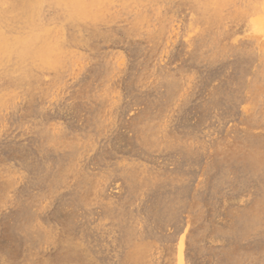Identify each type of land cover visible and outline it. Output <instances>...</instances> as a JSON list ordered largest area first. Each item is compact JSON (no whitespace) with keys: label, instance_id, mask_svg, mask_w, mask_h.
<instances>
[{"label":"rangeland","instance_id":"obj_1","mask_svg":"<svg viewBox=\"0 0 264 264\" xmlns=\"http://www.w3.org/2000/svg\"><path fill=\"white\" fill-rule=\"evenodd\" d=\"M83 1L0 0V264H264V0Z\"/></svg>","mask_w":264,"mask_h":264},{"label":"bare ground","instance_id":"obj_2","mask_svg":"<svg viewBox=\"0 0 264 264\" xmlns=\"http://www.w3.org/2000/svg\"><path fill=\"white\" fill-rule=\"evenodd\" d=\"M65 1H68V2H70L73 6H74V8H76V7H84V5H85V3H84V1L83 0H65ZM176 1V0H175ZM179 2V1H178ZM183 2V1H182ZM188 2V1H187ZM186 2V3H187ZM39 4V0H28V3H27V7H29V6H31L32 8H35V7H37V5ZM159 5H160V3H159ZM174 5V4H173ZM181 5V4H180ZM232 4H230V6H231ZM169 6V5H168ZM170 6H171V4H170ZM178 6V5H177ZM176 6V7H177ZM118 7V6H117ZM140 7V6H139ZM156 7V6H155ZM161 7V6H160ZM120 8V7H119ZM131 8V7H130ZM162 8V7H161ZM170 7H168V9H169ZM124 9H126V8H124ZM123 9V10H124ZM133 9V8H132ZM162 9H164V8H162ZM167 9V10H168ZM176 9V8H175ZM122 10V9H121ZM122 10V11H123ZM129 11H130V9H128ZM161 10V9H160ZM165 10V9H164ZM172 10V9H171ZM178 10H179V8H178ZM229 10V9H228ZM227 10V11H228ZM234 10V9H233ZM117 11H119V10H117ZM156 11V10H155ZM176 11V10H175ZM180 11V10H179ZM178 11V12H179ZM184 11V10H183ZM115 12H116V10H115ZM135 12V11H134ZM163 12V11H162ZM170 12V11H169ZM177 12V13H178ZM225 12V11H224ZM117 13V12H116ZM172 13V12H171ZM233 13V12H232ZM120 14H122V13H119V15ZM127 14V13H126ZM229 14V13H228ZM235 14V13H234ZM122 15H124V14H122ZM121 16V15H120ZM125 16V15H124ZM157 16H159V15H157ZM165 16V15H164ZM229 16V15H228ZM232 16H233V14H232ZM108 17V16H107ZM123 17V16H122ZM131 17V16H130ZM129 17V18H130ZM133 17H135V16H133ZM230 17V16H229ZM229 17H227V18H229ZM236 17V16H235ZM124 18H126V17H124ZM226 18V17H225ZM231 18H234V17H231ZM231 18H229V19H231ZM239 18V17H238ZM237 18V19H238ZM118 20H119V18H117ZM177 19V18H176ZM116 20V19H115ZM117 20V21H118ZM122 20V19H121ZM125 20V19H124ZM155 20H157V19H155ZM154 20V21H155ZM175 20V19H174ZM185 20H186V18H185ZM225 20H227V19H225ZM133 21V20H132ZM151 21V20H150ZM159 21V20H158ZM170 21H171V18H170ZM169 21V22H170ZM236 21H239V20H236ZM241 21V20H240ZM259 22V23H261L259 20H258V18H253V20H252V22ZM120 22V21H119ZM123 22V21H122ZM127 22V21H126ZM129 22V21H128ZM152 22V21H151ZM151 22H150V24H151ZM168 22V21H167ZM228 22V21H227ZM118 23V22H117ZM130 23V22H129ZM155 23V22H154ZM165 23V22H164ZM174 23H176V22H174ZM180 23V22H179ZM116 24V23H115ZM124 24V23H123ZM152 24H153V22H152ZM158 24V23H157ZM178 24V23H177ZM235 24H236V22H235ZM237 24H239V23H237ZM101 25V24H100ZM106 25V24H105ZM120 25V24H119ZM154 25V24H153ZM218 25V24H217ZM220 25V24H219ZM222 25H223V23H222ZM241 25H244V24H241ZM110 26V25H109ZM109 26H107V27H109ZM121 27H122V25H120ZM159 26H161V25H159ZM211 26V25H210ZM111 27H112V25H111ZM148 27V26H147ZM154 27H155V25H154ZM166 27V26H165ZM214 27V26H213ZM217 27V26H216ZM232 27V26H231ZM241 27V26H240ZM103 28V27H102ZM150 28V27H149ZM152 28V27H151ZM219 28V27H218ZM227 28V27H226ZM113 29V28H112ZM118 29V28H117ZM122 29H123V27H122ZM145 29H146V27H145ZM179 29V28H178ZM116 30V29H115ZM121 30V29H120ZM119 30V31H120ZM123 30H125V29H123ZM130 30V29H129ZM140 30H144V28L143 29H139V31ZM163 30V29H162ZM212 30V29H211ZM230 30V29H229ZM86 31V30H85ZM91 31V30H90ZM104 31V30H103ZM113 31V30H112ZM127 31V30H126ZM126 31H125V33H126ZM138 31V32H139ZM146 31H148V30H146ZM150 31V30H149ZM154 31V30H153ZM166 31V30H165ZM164 31V32H165ZM176 31V30H175ZM209 31H210V29H209ZM236 31V30H235ZM87 32V31H86ZM92 32V31H91ZM94 32H96V31H94ZM97 32H101V31H97ZM138 32H136L137 34H138ZM213 32V31H212ZM83 33V32H82ZM141 33H143V31L141 32ZM145 33V32H144ZM144 33H143V35H144ZM155 33H156V31H155ZM174 33V32H173ZM86 34V33H85ZM91 34H93V33H91ZM90 34V35H91ZM151 34V33H150ZM179 34V33H178ZM211 34V33H210ZM94 35V34H93ZM96 35H97V33H96ZM103 35V34H102ZM110 35V34H109ZM122 35V34H121ZM148 35V34H147ZM163 35V34H162ZM180 35V34H179ZM182 35V34H181ZM233 35V34H232ZM82 36H83V34H82ZM99 36V35H98ZM114 36V35H113ZM134 36V35H133ZM132 36V37H133ZM138 36V35H137ZM140 36H142V35H140ZM150 36V35H149ZM178 36V35H177ZM107 37V36H106ZM127 37H128V35H127ZM146 37V36H145ZM156 37V36H155ZM211 37V36H210ZM83 38V37H82ZM84 38H85V36H84ZM89 38V37H88ZM91 38V37H90ZM99 38V37H98ZM110 38V37H109ZM108 38V39H109ZM114 38V37H113ZM138 38V37H137ZM161 38V37H160ZM163 38V37H162ZM170 38H171V36H170ZM179 38V37H178ZM87 39V38H86ZM97 39V38H96ZM134 39V38H133ZM142 39V38H141ZM148 39H150V38H148ZM156 39V38H155ZM206 39V38H205ZM0 40H1V38H0ZM80 40H81V38H80ZM85 40V39H84ZM106 40V39H105ZM104 40V41H105ZM118 40V39H117ZM127 40H128V38H127ZM151 40V39H150ZM161 40V39H160ZM180 40V39H179ZM211 40V39H210ZM53 41V40H52ZM95 40L93 39V42H94ZM103 41V42H104ZM110 41V40H109ZM109 41H107V42H109ZM120 41V40H119ZM137 41V40H136ZM148 41V40H147ZM159 41V40H158ZM157 41V42H158ZM163 41V40H162ZM200 41V40H199ZM214 41H217V39L216 40H214ZM240 41V40H239ZM80 42V41H79ZM83 42V41H82ZM100 42V41H99ZM164 42V41H163ZM171 42H172V40H171ZM217 42H219V41H217ZM242 42V41H241ZM246 42V41H245ZM84 43V42H83ZM98 42H96L95 44H97ZM109 43H111V42H109ZM135 43V42H134ZM161 43V42H160ZM220 43V42H219ZM86 44V43H85ZM91 44V43H90ZM94 44V43H93ZM99 44H101V43H98V45ZM103 44V43H102ZM136 44V43H135ZM156 44V43H155ZM154 44V45H155ZM165 44V43H164ZM6 45V44H5ZM10 45V44H9ZM9 45L7 44L6 45V48H4V51H5V53H10V51H12L11 49H12V47H9ZM89 45V44H88ZM103 45H106L105 43L103 44ZM111 45V44H110ZM117 45V44H116ZM125 45V44H124ZM203 45V44H202ZM83 46V45H82ZM94 47H95V45H93ZM121 46V45H120ZM123 46V45H122ZM136 46H138V45H136ZM186 46V45H185ZM208 46V45H207ZM94 47H93V51H94ZM153 47V46H152ZM171 47V46H170ZM205 47V46H204ZM209 47V46H208ZM207 47V48H208ZM221 47V46H220ZM79 48H81V47H79ZM84 48V47H83ZM87 48V47H86ZM114 48V47H113ZM151 48V47H150ZM202 48V47H201ZM212 47H210V49H211ZM222 48V47H221ZM234 48V47H233ZM78 49V48H77ZM98 49H100L99 47H98ZM123 49V48H122ZM126 49V48H125ZM140 49V48H139ZM142 49V48H141ZM152 49V48H151ZM213 49H215V47H213ZM82 50V49H81ZM114 50V49H113ZM153 50V49H152ZM151 50V51H152ZM183 50V49H182ZM205 50V49H204ZM203 50V51H204ZM212 50V49H211ZM210 50V51H211ZM226 50V49H225ZM91 51V50H90ZM98 51V50H97ZM102 51V50H101ZM105 51V50H104ZM118 51H120V50H118ZM137 51H138V49H137ZM164 51V50H163ZM174 51V50H173ZM194 51V50H193ZM199 51H201V50H199ZM210 51H209V48H208V52L210 53ZM217 51V50H216ZM94 52H96V50L94 51ZM113 52V51H112ZM114 52H116V51H114ZM113 52V53H114ZM135 52H136V50H135ZM170 52V51H169ZM221 52V51H220ZM83 53H85V51L83 52ZM105 53V52H104ZM130 53V52H129ZM194 53V52H193ZM96 54V53H95ZM101 54V53H100ZM107 54V53H106ZM120 54H121V52H120ZM126 54V53H125ZM131 54V53H130ZM134 54H136V53H134ZM137 54H138V52H137ZM142 54V53H141ZM166 54V53H165ZM196 54H198V53H196ZM220 54V53H219ZM229 54V53H228ZM109 55H110V53H109ZM113 55V54H112ZM152 55H153V53H152ZM152 55H150V56H152ZM164 55V54H163ZM201 55V54H200ZM203 55V54H202ZM201 55V56H202ZM212 55V54H211ZM230 55V54H229ZM76 56V55H75ZM75 56H73V57H75ZM89 56V55H88ZM92 56H93V54H92ZM103 55H101V57H102ZM139 56V55H138ZM137 56V57H138ZM141 56H143V55H141ZM147 56H148V54H147ZM224 56H226V55H224ZM223 56V57H224ZM228 56V55H227ZM233 56V55H232ZM65 57V56H64ZM84 57H86V56H84ZM83 57V58H84ZM90 57V56H89ZM88 57V58H89ZM98 57V56H97ZM133 57V56H132ZM134 57H136V56H134ZM134 57H133V59H134ZM162 57V56H161ZM214 57V56H213ZM215 57H218V55L217 56H215ZM220 57V56H219ZM222 57V58H223ZM234 57V56H233ZM236 57V56H235ZM76 58H77V56H76ZM82 58V57H81ZM80 58V59H81ZM92 58V57H91ZM124 58V57H123ZM147 58V57H146ZM148 58H150L149 56H148ZM148 58L146 59L147 61H148ZM160 58V57H159ZM208 58H209V56H208ZM211 58V57H210ZM69 59H70V57H69ZM72 59V58H71ZM87 59V58H86ZM106 59V57L104 58V60ZM108 59V58H107ZM125 59V58H124ZM155 59H157V58H155ZM154 59V60H155ZM168 59V58H167ZM166 59V60H167ZM190 59V58H189ZM213 60L215 59V58H212ZM225 59V58H224ZM83 60V59H82ZM121 60H123V59H121ZM130 60V59H129ZM208 60V59H207ZM218 60V59H217ZM100 61V60H99ZM107 62L109 61V60H106ZM106 61H103V62H105L106 63ZM120 61V60H119ZM146 61V62H147ZM153 61V60H152ZM173 61V60H172ZM187 61H189V60H187ZM211 61V60H210ZM65 62H67V61H65ZM70 62V61H69ZM88 62V61H87ZM97 62H98V60H97ZM123 62H124V60H123ZM143 62V61H142ZM189 62H191V61H189ZM194 62V61H193ZM200 62V61H199ZM206 62V61H205ZM212 62V61H211ZM215 62V61H214ZM229 62H231V61H229ZM68 63V62H67ZM102 63V62H101ZM109 63L110 62H108L107 64L109 65ZM119 63V62H118ZM144 63V62H143ZM161 63V62H160ZM223 63V62H222ZM98 64V63H97ZM97 64H96V66H97ZM100 64V63H99ZM106 64V65H107ZM116 64V63H115ZM163 64V63H162ZM172 64V63H171ZM197 64V63H196ZM221 64V63H220ZM70 65H71V63H70ZM70 65H68V66H70ZM93 65V64H92ZM102 65V64H101ZM106 65H105V67H106ZM119 65V64H118ZM154 65V64H153ZM173 65V64H172ZM195 65V64H194ZM198 65H199V63H198ZM78 66V65H77ZM81 66H82V64H81ZM87 66V65H86ZM114 66V65H113ZM224 66V65H223ZM71 67V66H70ZM101 67V66H100ZM130 67V66H129ZM150 67V66H149ZM188 67V66H187ZM200 67V66H199ZM216 67V66H215ZM77 68V67H76ZM90 68V67H89ZM99 68V67H98ZM162 68V67H161ZM178 68V67H177ZM180 68V67H179ZM68 69V68H67ZM72 69V68H71ZM104 69H106V68H104ZM131 69V68H130ZM200 69V68H199ZM224 69V68H223ZM70 70V69H69ZM95 70H96V68H95ZM100 70V69H99ZM107 70V69H106ZM196 70V69H195ZM102 71V70H101ZM137 71V70H136ZM163 71V70H162ZM225 71V70H224ZM72 72H73V70H72ZM92 72H93V70H92ZM95 72V71H94ZM97 72V71H96ZM104 72V71H103ZM218 72V71H217ZM216 72V73H217ZM68 72H66V74H67ZM128 73V72H127ZM224 73V72H223ZM64 74H65V72H64ZM81 74V73H80ZM90 74V73H89ZM104 74H106V73H104ZM168 74V73H167ZM169 74H170V72H169ZM195 74V73H194ZM213 74V73H212ZM237 74V73H236ZM239 74V73H238ZM263 74V73H262ZM131 75V74H130ZM130 75H128V76H130ZM218 75V74H217ZM223 75V74H222ZM84 76V75H83ZM97 75L95 74V77H96ZM132 76V75H131ZM219 76V75H218ZM263 76V75H262ZM261 76V77H262ZM79 77V76H78ZM87 77V76H86ZM108 77V76H107ZM204 77V76H203ZM62 78H63V75H62ZM193 78H194V76H193ZM87 79V78H86ZM175 78H173V80H174ZM262 79V78H261ZM25 80H27V79H25ZM81 80V79H80ZM209 80V79H208ZM228 80V79H227ZM231 80V79H230ZM63 81V80H62ZM83 81H85V80H83ZM92 81V80H91ZM262 81V80H261ZM61 82V81H60ZM59 82V83H60ZM175 82H176V80H175ZM219 82V81H218ZM29 83V82H28ZM79 83V82H78ZM83 83V82H82ZM127 83V82H126ZM203 83V82H202ZM227 83V82H226ZM234 83V82H233ZM47 84V83H46ZM165 84V83H164ZM168 84H170V83H168ZM167 84V85H168ZM223 84H225V83H223ZM230 84V83H229ZM262 84H264V82L262 83ZM20 85H22L21 83H20ZM59 85V84H58ZM78 85V84H77ZM76 85V86H77ZM92 85V84H91ZM160 85V84H159ZM161 85H162V83H161ZM171 85V84H170ZM175 85V84H174ZM211 85V84H210ZM11 86V85H10ZM26 86V85H25ZM54 86H56V85H54ZM127 86V85H126ZM215 86V85H214ZM219 86H221V85H219ZM23 87V86H22ZM69 87V86H68ZM71 87V86H70ZM87 87V86H86ZM166 87V86H165ZM205 87V86H204ZM208 87V86H207ZM224 87V86H223ZM259 87V86H258ZM89 88V87H88ZM92 88V87H91ZM170 88V87H169ZM168 88V89H169ZM216 88V87H215ZM229 88V87H228ZM16 89V88H15ZM18 89V88H17ZM46 89V88H45ZM52 89V88H51ZM126 89V88H125ZM129 89H130V87H129ZM261 90H262V88H260ZM24 90V89H23ZM72 90V89H71ZM74 90V89H73ZM72 90V91H73ZM161 90V89H160ZM167 90V89H166ZM220 90V89H219ZM44 91V90H43ZM127 91V90H126ZM169 91V90H168ZM167 91V92H168ZM214 91V90H213ZM221 91V90H220ZM229 91V90H228ZM53 92V91H52ZM52 92H50V93H52ZM162 92V91H161ZM170 92V91H169ZM38 93V92H37ZM49 93V94H50ZM145 93V92H144ZM152 93V92H151ZM229 93V92H228ZM227 93V94H228ZM25 94H26V92H25ZM42 94H44V92L42 93ZM46 94H48V93H46ZM212 94H213V92H212ZM28 95V94H27ZM38 95V94H37ZM52 95V94H51ZM229 95V94H228ZM263 95V94H262ZM39 96V95H38ZM148 96V95H147ZM163 96V95H162ZM168 96H169V94H168ZM231 96H232V94H231ZM33 97H35V96H33ZM32 97V98H33ZM50 96H48V98H49ZM58 97V96H57ZM223 97V96H222ZM25 98H27L26 97V95H25ZM42 98H43V96H42ZM162 98V97H161ZM207 98V97H206ZM10 99V98H9ZM22 99V98H21ZM24 99V98H23ZM30 99V98H29ZM34 99V98H33ZM44 99V98H43ZM50 99V98H49ZM58 99V98H57ZM128 99V98H127ZM181 99V98H180ZM16 100V99H15ZM14 100V101H15ZM36 100V99H35ZM146 100V99H145ZM221 100V99H220ZM9 101V100H8ZM20 101V100H19ZM25 101V100H24ZM34 101V100H33ZM51 101V100H50ZM233 101H234V99H233ZM257 101V100H256ZM23 102V101H22ZM32 102V101H31ZM31 102H29V100H28V103H31ZM47 102H48V100H47ZM235 102V101H234ZM19 103V102H18ZM227 103V102H226ZM10 104V103H9ZM14 104H15V102H14ZM23 104V103H22ZM49 104V103H48ZM231 104V103H230ZM257 104V103H256ZM18 105V104H17ZM32 105V104H31ZM44 105V104H43ZM46 105V104H45ZM239 105V104H238ZM237 105V106H238ZM21 106V105H20ZM41 106V105H40ZM137 106V105H136ZM146 106V105H145ZM6 107H8V106H5V107H3V108H6ZM132 107V106H131ZM82 108V107H81ZM263 108H264V106H263ZM44 109V108H43ZM77 109V108H76ZM86 109H89V108H86ZM154 109V108H153ZM152 109V110H153ZM191 109V108H190ZM4 110V109H3ZM14 110H16V109H14ZM45 110V109H44ZM137 110V109H136ZM136 110H134V112L136 111ZM184 110V109H183ZM6 111H8V110H6ZM19 111V110H18ZM34 111V110H33ZM51 111H53V110H51ZM195 111V110H194ZM90 112V111H89ZM124 112V111H123ZM138 112V111H137ZM2 113H4V112H2ZM1 113V114H2ZM18 113V112H17ZM38 113V112H37ZM36 113V114H37ZM68 113V112H67ZM80 113V112H79ZM139 113V112H138ZM153 113V112H152ZM187 113V112H186ZM0 114V115H1ZM8 114V113H7ZM14 114V113H13ZM33 114H35V113H33ZM44 114V113H43ZM48 114V113H47ZM64 114V113H63ZM72 114V113H71ZM87 114V113H86ZM129 114V113H128ZM135 114V113H134ZM253 114V113H252ZM261 114H264V113H261ZM260 114V115H261ZM21 115V114H20ZM19 115V116H20ZM32 115V114H31ZM185 115V114H184ZM189 115V114H188ZM13 116V115H12ZM18 116V117H19ZM22 116V115H21ZM43 116V115H42ZM45 116V115H44ZM57 116H59V115H57ZM57 116H56V118H57ZM129 116V115H128ZM158 116H159V114H158ZM163 116V115H162ZM249 116V115H248ZM263 116V115H262ZM1 117V116H0ZM27 117H29L30 118V116L28 115ZM55 117V116H54ZM61 116H59V118H60ZM68 117H69V115H68ZM85 117V116H84ZM195 117V116H194ZM11 118V117H10ZM13 118V117H12ZM19 119V118H18ZM17 119V120H18ZM42 119V118H41ZM49 119V118H48ZM47 119V120H48ZM153 119V118H152ZM156 119V118H155ZM238 119V118H237ZM22 120V119H21ZM20 120V121H21ZM31 120V119H30ZM38 120V119H37ZM36 120V121H37ZM40 120V119H39ZM119 120V119H118ZM151 120V119H150ZM13 121V120H12ZM28 121V120H27ZM41 121V120H40ZM45 121H46V118H45ZM60 121V120H59ZM71 121V120H70ZM90 121V120H89ZM123 121V120H122ZM142 121V120H141ZM145 121V120H144ZM161 121V120H160ZM209 121V120H208ZM11 122V121H10ZM38 122V121H37ZM69 122V121H68ZM84 122H85V120H84ZM97 122V121H96ZM233 122V121H232ZM260 122V121H259ZM258 122V123H259ZM15 123V122H14ZM32 123V122H31ZM34 123V122H33ZM40 123V122H39ZM60 123V122H59ZM121 123V122H120ZM140 123V122H139ZM1 124V123H0ZM37 124V123H36ZM47 124V123H46ZM45 124V125H46ZM74 124V123H73ZM12 125V124H11ZM23 125H25V124H23ZM42 125H43V123H42ZM90 125V124H89ZM152 125V124H151ZM156 125V124H155ZM21 126V125H20ZM39 126V125H38ZM44 126V125H43ZM13 127V126H12ZM82 127V126H81ZM3 128V127H2ZM43 128V127H42ZM46 128H47V126H46ZM70 128V127H69ZM146 128H148V127H146ZM151 128V127H150ZM247 128V127H246ZM152 129V128H151ZM150 129V130H151ZM190 129V128H189ZM249 129H251V128H249ZM253 129V128H252ZM251 129V130H252ZM2 130V129H1ZM0 130V131H1ZM3 130H5V129H3ZM43 130V129H42ZM76 130V129H75ZM79 130V129H78ZM128 130V129H127ZM139 130V129H138ZM141 130V129H140ZM47 130H45L44 132H46ZM131 131V130H130ZM149 131V130H148ZM152 131V130H151ZM127 132V131H126ZM47 133H49V132H47ZM129 133V132H128ZM151 133H153V131L151 132ZM157 133V132H156ZM217 133V132H216ZM215 133V134H216ZM254 133V132H253ZM36 134V133H35ZM42 134V133H41ZM132 134V133H131ZM40 135V134H39ZM67 135H68V133H67ZM147 135V134H146ZM219 135V134H218ZM225 135V134H224ZM41 136V135H40ZM36 137H37V134H36ZM45 137V136H44ZM212 137V136H211ZM210 137V138H211ZM48 138V137H47ZM216 138V137H215ZM219 138V137H218ZM32 139H33V136H32ZM41 139H42V137H41ZM230 139V138H229ZM217 140H219V139H217ZM227 140V139H226ZM225 140V141H226ZM46 141V140H45ZM101 141V140H100ZM25 142V141H24ZM27 142V141H26ZM33 142H35V141H33ZM37 142V141H36ZM205 142V141H204ZM211 142V141H210ZM216 142V141H215ZM228 142V141H227ZM226 143V142H225ZM212 145H214V143H212ZM209 147V146H208ZM224 148V147H223ZM258 149V148H257ZM4 150V149H3ZM6 150V149H5ZM10 150V149H9ZM16 150V149H15ZM71 150H73V149H71ZM67 151H69V150H67ZM66 151V152H67ZM3 152V151H2ZM1 152V153H2ZM59 152V151H58ZM71 152V151H70ZM74 152V151H73ZM262 152V151H261ZM64 154V153H63ZM75 154V153H74ZM59 155H60V153H59ZM256 155V154H255ZM263 155V154H262ZM50 156V155H49ZM51 156H53V155H51ZM63 156V155H62ZM72 156V155H71ZM1 157H2V155H1ZM262 157H264V156H262ZM57 158V157H56ZM179 158V157H178ZM259 158H261V157H259ZM7 159V158H6ZM54 159V158H53ZM263 159V158H262ZM71 160V159H70ZM12 161V160H11ZM61 161H64V160H61ZM175 161V160H174ZM253 161V160H252ZM3 162V161H2ZM262 162V161H261ZM6 163V162H5ZM53 163V162H52ZM56 163V162H55ZM61 163V162H60ZM64 163V162H63ZM63 163L62 164H60V165H63ZM205 163V162H204ZM257 163V162H256ZM176 164V163H175ZM54 165V164H53ZM203 165V164H202ZM261 165V164H260ZM56 166V165H55ZM59 166V165H58ZM193 166V165H192ZM206 166V165H205ZM0 167H2V166H0ZM201 167V166H200ZM199 167V168H200ZM210 167V166H209ZM261 167V166H260ZM56 168H57V166H56ZM194 168V167H193ZM259 168V167H258ZM201 169V168H200ZM260 169V168H259ZM15 170H16V168H15ZM89 170H90V168H89ZM197 170V169H196ZM257 171H259L258 169H257ZM264 171V170H263ZM262 171V172H263ZM188 173H189V171H188ZM2 177V176H1ZM16 177V176H15ZM195 178V177H194ZM1 179V178H0ZM3 180H4V178H2ZM191 179H192V177H191ZM11 180V179H10ZM119 181V180H118ZM202 181V180H201ZM264 181V180H263ZM7 182V181H6ZM120 182V181H119ZM118 183V182H117ZM233 183V182H232ZM235 183V182H234ZM242 183V182H241ZM187 185H188V183H186ZM4 186V185H3ZM167 186H168V184H167ZM9 187H10V185H9ZM121 187V186H120ZM175 187V186H174ZM178 187V186H177ZM181 187V186H180ZM187 187H189V186H187ZM186 187V188H187ZM261 187V186H260ZM253 188H254V186H253ZM251 189V188H250ZM255 189V188H254ZM260 189H262V187L260 188ZM114 190V189H113ZM119 190H121V189H119ZM186 190V189H185ZM197 190V189H196ZM258 190V189H257ZM170 191V190H169ZM122 192V191H121ZM174 192H175V190H174ZM229 192V191H228ZM259 192H260V190H259ZM195 193V192H194ZM21 194H22V192H21ZM193 194V193H192ZM11 194H9V196H10ZM248 195V194H247ZM253 195H255V194H253ZM264 195V194H263ZM169 196V195H168ZM113 197V196H112ZM170 197V196H169ZM245 197V196H244ZM252 198V197H251ZM260 198V197H259ZM241 200V199H240ZM244 201V200H243ZM253 201V200H252ZM180 202V201H179ZM190 202V201H189ZM241 202V201H240ZM165 203V202H164ZM1 204V203H0ZM182 204H184V202L182 203ZM186 204V203H185ZM243 204V203H242ZM245 205V204H244ZM172 206H173V204H172ZM187 206V205H186ZM191 208V207H190ZM223 210V209H222ZM191 212V211H190ZM12 214V213H11ZM28 214V213H27ZM177 215V214H176ZM179 216V215H178ZM191 217V216H190ZM183 218V217H182ZM245 218V217H244ZM173 219V218H172ZM177 219V218H176ZM259 219V218H258ZM24 220V219H23ZM246 220V219H245ZM254 220V219H253ZM170 221V220H169ZM172 221V220H171ZM184 221V220H183ZM203 221V220H202ZM218 221V220H217ZM244 221V220H243ZM242 221V222H243ZM249 221V220H248ZM237 222V221H236ZM253 222V221H252ZM191 223V222H190ZM202 223V222H201ZM251 223V222H250ZM264 223V222H263ZM184 224V223H183ZM249 224V223H248ZM253 224V223H252ZM256 224V223H255ZM254 224V225H255ZM202 225V224H201ZM240 225V224H239ZM247 225V224H246ZM253 225V226H254ZM183 226V225H182ZM181 226V227H182ZM257 226V225H256ZM262 227V226H261ZM164 228V227H163ZM174 228V227H173ZM194 228V227H193ZM248 228V227H247ZM182 229V228H181ZM184 229V228H183ZM190 229V228H189ZM199 229V228H198ZM236 229V228H235ZM243 231H244V229L243 228H241ZM160 230V229H159ZM246 230V229H245ZM259 230V229H258ZM196 231V230H195ZM249 230H247V232H248ZM263 231H264V229H263ZM156 232V231H155ZM160 232V231H159ZM173 233V232H172ZM181 233V232H180ZM196 234V233H195ZM168 235V234H167ZM179 235V234H178ZM264 235V234H263ZM152 236H154V235H152ZM159 236V235H158ZM157 236V237H158ZM156 237V236H155ZM167 237V236H166ZM170 237V236H169ZM188 237V236H187ZM264 237V236H263ZM152 238V237H151ZM154 238V237H153ZM158 239H159V237H158ZM187 239V238H186ZM154 240H157V239H154ZM160 240V239H159ZM158 240V241H159ZM177 240V239H176ZM218 240V239H217ZM239 240V239H238ZM216 241V240H215ZM223 241H225V240H223ZM235 241V240H234ZM155 241H153V244H154V246L156 245L155 243H154ZM186 242V241H185ZM210 242V241H209ZM212 242H214V241H212ZM158 243V242H157ZM263 243V242H262ZM148 244V243H147ZM170 244V243H169ZM209 244V243H208ZM19 245V244H18ZM166 245V244H165ZM259 245V244H258ZM262 245H264V243L262 244ZM22 246V245H21ZM139 246V245H138ZM159 246V245H158ZM157 246V247H158ZM176 246V245H175ZM214 246H216V245H214ZM23 247V246H22ZM133 247V246H132ZM153 247V246H152ZM142 248V247H141ZM213 248V247H212ZM216 248H217V246H216ZM262 248V247H261ZM240 249V248H239ZM130 250V249H129ZM128 250V251H129ZM141 250V249H140ZM150 250H153V249H150ZM177 250V249H176ZM186 250V249H185ZM192 250V249H191ZM33 251V250H32ZM131 251V250H130ZM159 251V250H158ZM164 251V250H163ZM259 251V250H258ZM262 250H260L259 252H261ZM19 253V252H18ZM25 252H23V254H24ZM125 253H126V250H125ZM149 253H151V252H149ZM189 253H190V251H189ZM159 254V253H158ZM188 254V253H187ZM215 254V253H214ZM213 254V255H214ZM252 254V253H251ZM147 256H148V254H146ZM145 255V256H146ZM215 255H217V254H215ZM222 255V254H221ZM220 255V256H221ZM158 256V255H157ZM173 256H174V254H173ZM205 256V255H204ZM149 257V256H148ZM171 257H172V255H171ZM210 257V256H209ZM212 257V256H211ZM225 257V256H224ZM234 257V256H233ZM22 258V257H21ZM165 258V257H164ZM207 258V257H206ZM205 258V259H206ZM135 259V258H134ZM144 259V258H143ZM167 259V258H166ZM187 259H189V258H187ZM196 259V258H195ZM261 259V258H260ZM146 260V259H145ZM149 260V259H148ZM165 260V259H164ZM173 260H174V258H173ZM198 260H199V258H198ZM139 261V260H138ZM141 261V260H140ZM171 261H172V259H171ZM175 261H176V259H175ZM233 261H234V259H233ZM28 262V261H27ZM144 262V261H143ZM179 262H180V264H183L184 263V256H183V252L180 254V257H179ZM190 262V261H189ZM195 262H196V260H195ZM22 263V262H21ZM126 263V262H125ZM130 263V262H129ZM148 263H151V262H148ZM166 263V262H165ZM204 263V262H203ZM4 264V263H3ZM74 264V263H73ZM127 264V263H126ZM131 264V263H130ZM145 264V263H144ZM185 264V263H184Z\"/></svg>","mask_w":264,"mask_h":264}]
</instances>
